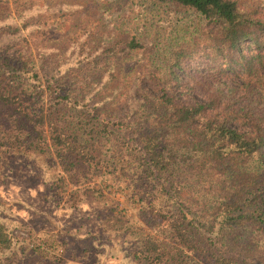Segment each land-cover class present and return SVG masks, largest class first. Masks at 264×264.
<instances>
[{"label":"trees","instance_id":"16d2710c","mask_svg":"<svg viewBox=\"0 0 264 264\" xmlns=\"http://www.w3.org/2000/svg\"><path fill=\"white\" fill-rule=\"evenodd\" d=\"M26 153L54 208L124 190L135 264H264V0H0V158Z\"/></svg>","mask_w":264,"mask_h":264},{"label":"rangeland","instance_id":"374dc122","mask_svg":"<svg viewBox=\"0 0 264 264\" xmlns=\"http://www.w3.org/2000/svg\"><path fill=\"white\" fill-rule=\"evenodd\" d=\"M69 21L70 18L58 21L61 26L53 34L63 33ZM42 161L45 160L32 153L0 158V221L16 239L21 263L135 264L130 256L134 237L122 229L125 218L117 219L130 215V211L123 209L126 208L124 190L96 179L84 185L103 187L108 192L106 196L100 198L93 192L80 190V194L69 197L67 192H60L54 208L50 186L55 171ZM114 218L116 224L112 222ZM87 230L97 237L91 239ZM22 233L26 237H22ZM30 240L58 245L61 253H39L28 247Z\"/></svg>","mask_w":264,"mask_h":264},{"label":"built area","instance_id":"2783aa9c","mask_svg":"<svg viewBox=\"0 0 264 264\" xmlns=\"http://www.w3.org/2000/svg\"><path fill=\"white\" fill-rule=\"evenodd\" d=\"M22 237H26L25 233H22ZM28 247L36 249L39 253L42 254H49L53 253L55 255H59L61 253V248L58 245L53 244L50 246L48 243H46L44 240L42 241H34L30 240L28 242Z\"/></svg>","mask_w":264,"mask_h":264}]
</instances>
